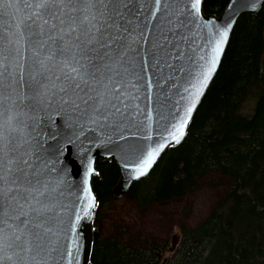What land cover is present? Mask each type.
<instances>
[{"label": "snow or ice", "instance_id": "obj_1", "mask_svg": "<svg viewBox=\"0 0 264 264\" xmlns=\"http://www.w3.org/2000/svg\"><path fill=\"white\" fill-rule=\"evenodd\" d=\"M201 0L191 11L174 0H0V264H60L55 225L66 211V189L53 163L54 145L45 147L49 113L56 111L82 132L96 128L132 132L138 141L128 146L142 159L135 167L143 175L166 144L179 143L194 103L184 116L168 110L169 84L182 58L189 17L199 16ZM231 24L208 32L201 61L199 88L206 86L228 38ZM189 75H193L189 73ZM196 87V84L192 85ZM156 89V101L148 93ZM199 91V89H197ZM184 99V97H181ZM142 100L147 101L142 106ZM168 137L144 134L154 119ZM175 121V123H173ZM93 125L95 127H85ZM130 137L121 135L120 139ZM89 165L83 192L77 199L85 218L95 207L88 188ZM68 194H71L70 192ZM80 207H76L80 219Z\"/></svg>", "mask_w": 264, "mask_h": 264}, {"label": "trees", "instance_id": "obj_2", "mask_svg": "<svg viewBox=\"0 0 264 264\" xmlns=\"http://www.w3.org/2000/svg\"><path fill=\"white\" fill-rule=\"evenodd\" d=\"M229 1L203 0V11L219 16ZM96 168L90 264H160L167 241L135 232L124 220H113L112 233H102L104 213L120 199L113 192L120 170L111 160ZM212 175L227 179L226 193L197 226L181 225L166 264H264V6L238 20L183 142L169 147L126 198L148 211L193 194Z\"/></svg>", "mask_w": 264, "mask_h": 264}, {"label": "water", "instance_id": "obj_3", "mask_svg": "<svg viewBox=\"0 0 264 264\" xmlns=\"http://www.w3.org/2000/svg\"><path fill=\"white\" fill-rule=\"evenodd\" d=\"M192 2L193 0H174V3L180 4L181 12H184L185 5L191 11ZM263 6L264 0H230L224 11L219 16H216L204 13L203 0H201L199 16L193 15L189 17L191 20L189 28L183 30L184 35L188 39L181 45V48L187 56L193 58L195 63H189L186 58L181 59L177 67L183 66L185 72L175 73L173 76L175 85L169 84L166 86V95L169 97V101L163 111L165 114L168 110L172 112L178 111L180 116L177 117V120L184 116L185 108L189 102L194 103L193 111L179 143L166 144L145 174L137 175L135 167L139 160L142 159V156L139 152L129 151L128 146L136 143L146 144L148 142L138 141L135 137H132L134 129L131 132L125 131L119 134L98 127L95 132H82L79 128H71V120L62 116L59 112L53 111L49 113L50 130L53 136L49 137L45 133V139L47 140L45 147L51 144L57 149L53 163H55L58 170H62L61 176L66 189V199L62 202L67 205V210L59 212L62 222L55 225L54 230L57 232V237L53 238L57 247L64 253V259L60 261V264H90L94 244L93 224L97 207V198L93 190L92 179L98 174L97 162L111 160L118 166L120 180L113 190L117 198L125 197L136 182L148 176L166 150L169 147L179 146L185 139L189 126L220 68L238 20L244 15L259 13ZM7 22L6 19H0V27ZM228 24L232 26L223 50L215 64L214 71L208 73L210 78L207 80L206 86L199 88L197 80L202 79V76L199 71L201 61H199L198 57L206 55L209 62L211 57L210 50L206 47L208 32L215 28L226 27ZM189 73L193 75H189ZM193 84H196V87H193ZM158 91L159 89H156L154 92L148 93L153 101H156V93ZM181 97H184V99ZM146 103L147 101L142 100V106ZM154 108L156 111L153 113L154 119L151 122V127L146 128L144 134L158 139L168 137L170 140L168 132L172 130L171 125H169L168 132H166L162 123H157L159 116L156 115V112L160 111L158 102L154 105ZM85 127L95 126L85 125ZM121 135L130 138L127 140L120 139ZM160 142L163 143V139H160ZM89 165H91L93 172L87 177L88 188L94 198L95 207L89 210V215L85 218L83 207L77 197L80 195L85 196V204L87 203L86 193L83 192V181ZM69 192L71 194H68ZM76 207L81 208L80 219H77Z\"/></svg>", "mask_w": 264, "mask_h": 264}, {"label": "rangeland", "instance_id": "obj_4", "mask_svg": "<svg viewBox=\"0 0 264 264\" xmlns=\"http://www.w3.org/2000/svg\"><path fill=\"white\" fill-rule=\"evenodd\" d=\"M254 102L250 101L244 111H252ZM228 189V181L220 175L207 177L199 189L185 198L162 202L148 211H140L136 204L125 197L118 199L104 213L102 233H112L110 223L113 220L125 221L135 232L154 235L168 242L160 254L161 263L171 258L181 239V225L186 223L197 226L215 208Z\"/></svg>", "mask_w": 264, "mask_h": 264}]
</instances>
